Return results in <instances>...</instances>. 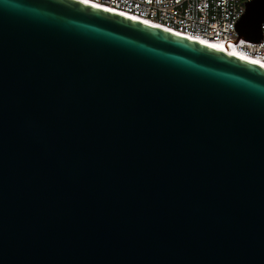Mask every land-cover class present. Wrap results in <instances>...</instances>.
Masks as SVG:
<instances>
[{
	"label": "water",
	"instance_id": "water-1",
	"mask_svg": "<svg viewBox=\"0 0 264 264\" xmlns=\"http://www.w3.org/2000/svg\"><path fill=\"white\" fill-rule=\"evenodd\" d=\"M263 23L249 2L239 39ZM0 264H264V67L0 0Z\"/></svg>",
	"mask_w": 264,
	"mask_h": 264
},
{
	"label": "built area",
	"instance_id": "built-area-1",
	"mask_svg": "<svg viewBox=\"0 0 264 264\" xmlns=\"http://www.w3.org/2000/svg\"><path fill=\"white\" fill-rule=\"evenodd\" d=\"M154 23L193 38L231 45L248 57L264 63V23L262 41L254 43L238 37L237 25L254 0H82Z\"/></svg>",
	"mask_w": 264,
	"mask_h": 264
},
{
	"label": "bare ground",
	"instance_id": "bare-ground-1",
	"mask_svg": "<svg viewBox=\"0 0 264 264\" xmlns=\"http://www.w3.org/2000/svg\"><path fill=\"white\" fill-rule=\"evenodd\" d=\"M79 1H81V2H83V3H85V4H88V5L94 6V7H96V8H100V9H103V10H107V11H109V12H114V13H116V14H119V15H122V16H126V17L131 18V19H133V20H136V21H138V22H142V23H144V24H148V25H150V26H153V27H155V28H159V29H162V30H166L167 32H170V33L175 34V35H177V36H180V37L186 38V39H188V40H191V41L197 42V43L202 44V45H205V46H209V47H211V48H215V49H217V50H220V51L225 52V53H227V54H230V55H232V56L238 57V58H240V59H243V60H246V61H249V62H251V63H254V64H257V65H260V66L264 67V63H262V62H260V61H258V60H254V59L248 57L246 54H244L243 52H241V50L237 49V48H236L235 46H233V45H231L230 48H228V47H225V46L223 45L222 42H213V41L206 40V39H200V38L189 37V36L182 35V34H180V33H177V32H174V31H171V30H169V29L163 28V27H161V26H159V25H156V24H154V23H150V22H148V21H144V20H141V19L133 18V17L128 16V15H125V14H123V13H120V12H117V11H113V10H110V9H106V8L100 7V6H98V5H94V4L88 3V2H86V1H82V0H79Z\"/></svg>",
	"mask_w": 264,
	"mask_h": 264
}]
</instances>
